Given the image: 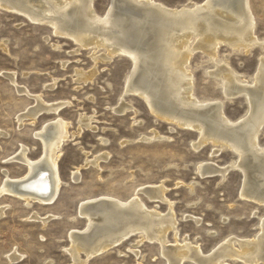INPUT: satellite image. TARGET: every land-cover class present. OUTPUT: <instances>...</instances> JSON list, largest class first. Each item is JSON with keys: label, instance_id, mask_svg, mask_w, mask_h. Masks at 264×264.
I'll return each mask as SVG.
<instances>
[{"label": "rangeland", "instance_id": "374dc122", "mask_svg": "<svg viewBox=\"0 0 264 264\" xmlns=\"http://www.w3.org/2000/svg\"><path fill=\"white\" fill-rule=\"evenodd\" d=\"M90 1L97 15L103 16L112 0ZM151 1L180 9L206 0ZM248 4L260 44L245 49L219 42L213 59L196 49L187 64L195 96L222 102L225 116L232 121L247 117V99L244 95L226 98L223 79L211 72L217 62L223 63L243 84L252 83L264 60V0H248ZM104 54L103 48L83 47L70 36L55 33L49 24L0 7V186L4 173L10 179L27 174V166L14 158L21 148H26L30 160L43 155L36 131L60 119L67 123L68 132L58 150L60 183L51 203L35 200L26 206L10 194L0 195V264H74L69 233L87 225L79 206L100 196L127 201L137 195L148 210L161 215L171 206L176 228L167 232V245L188 242L209 254L229 238H257L264 205L241 196L244 176L235 166L237 154L210 142L195 148L196 130L157 118L142 97L125 91L130 58L124 54L101 58ZM80 72H92L91 77L79 81ZM11 73L14 85L28 95L18 92L8 77ZM34 96L46 104L64 105L56 113L41 111L35 119L24 117L20 124L18 116L36 105ZM120 101L130 105L125 113L115 110ZM80 116L91 117L92 127L81 126ZM154 133L162 138H152ZM258 142L264 147V124ZM95 156H102L97 164L87 162ZM209 162L232 167L224 175H201L197 167ZM148 186L164 187L163 200L149 198L143 191ZM238 246L236 241L232 245L237 250ZM79 258L85 259L83 252ZM223 262L250 264L231 257ZM84 264L168 262L158 242L136 232ZM181 264L195 263L184 259Z\"/></svg>", "mask_w": 264, "mask_h": 264}, {"label": "bare ground", "instance_id": "6f19581e", "mask_svg": "<svg viewBox=\"0 0 264 264\" xmlns=\"http://www.w3.org/2000/svg\"><path fill=\"white\" fill-rule=\"evenodd\" d=\"M0 7L24 14L33 22L49 24L55 33L70 36L83 47L103 48L106 54L101 58L109 59L115 54L128 56L132 70L125 91L142 97L157 118L196 130L199 136L193 143L195 148L210 142L233 150L238 156L235 166L244 176L241 196L264 205V147L258 142L264 124V60L250 85L243 84L223 63L217 62L211 72L223 79L226 98L246 97L249 113L238 121L225 116L222 102L195 96L187 68L196 49L213 59L219 42L245 49L259 43L248 0H206L180 9H169L151 0H112L103 16L97 15L90 0H0ZM91 73L80 72L77 80L86 81ZM8 77L14 85V74ZM14 86L28 95L25 89ZM34 97L36 105L18 116L20 124L24 117L35 119L41 111L56 113L64 105V102L46 104L39 96ZM129 108V104L120 101L115 110L125 113ZM90 121L91 117L79 118V124L86 128L92 127ZM34 134L43 143V155L30 160L26 148H21L14 158L27 166V174L10 179L4 173L0 186V195L10 194L26 206L35 200L48 204L55 198L60 183L56 159L68 137L67 123L56 119ZM152 138L162 136L154 133ZM100 157L87 162L97 164ZM230 167L231 164L218 167L209 162L197 169L201 175L215 172L224 175ZM163 190L162 186H148L143 191L149 198L163 200ZM78 213L87 218V225L81 231L69 233V252L74 264H84L136 232L158 242L168 264H181L184 259L195 264H224L226 257L250 264L264 263V219L257 238H229L209 254H203L188 242L167 245V232L176 228L171 206L168 213L161 215L148 210L137 195L127 201L100 196L83 201ZM235 241L238 250L232 247ZM81 252L85 259L79 258ZM15 258L16 255L12 259Z\"/></svg>", "mask_w": 264, "mask_h": 264}]
</instances>
